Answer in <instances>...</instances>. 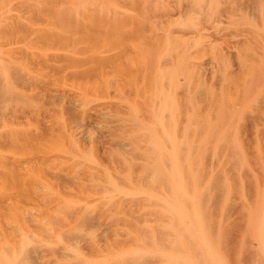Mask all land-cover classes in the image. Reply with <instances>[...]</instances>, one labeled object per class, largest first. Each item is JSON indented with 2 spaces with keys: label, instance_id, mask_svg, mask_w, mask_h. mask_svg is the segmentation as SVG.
I'll list each match as a JSON object with an SVG mask.
<instances>
[{
  "label": "rangeland",
  "instance_id": "1",
  "mask_svg": "<svg viewBox=\"0 0 264 264\" xmlns=\"http://www.w3.org/2000/svg\"><path fill=\"white\" fill-rule=\"evenodd\" d=\"M199 1L0 0V264H264L259 97L214 125L250 19Z\"/></svg>",
  "mask_w": 264,
  "mask_h": 264
},
{
  "label": "bare ground",
  "instance_id": "2",
  "mask_svg": "<svg viewBox=\"0 0 264 264\" xmlns=\"http://www.w3.org/2000/svg\"><path fill=\"white\" fill-rule=\"evenodd\" d=\"M221 2L222 0H220V2L219 0H200L199 6H203L204 8L206 7L207 9H205V12L207 10L210 11L211 10L210 8H213L216 6V8L213 11H210V12L207 11V15L210 14V16H212L214 12L221 11V10L224 12L226 11L227 8L229 9V6L231 5V3L228 1L226 2L224 7L223 5H221L218 10L217 6ZM248 2L249 3L247 2L244 3L242 0H239L237 3L235 2L234 4L235 12L232 13L229 10V14L227 15V20L229 22V19L232 16H235L234 18L241 17L243 19H246L245 22L247 21V19H250L249 22L251 25V29L249 30H250V33H252V36H246L243 41L244 43H248L249 47L251 45V48H252L251 51H254V53H258V54L255 57L250 58L249 54H245L246 53L245 50H244L245 53L244 52L243 53L246 56H243V54L242 56L239 55V51L237 50L236 53H234L235 57H237V60L235 62L236 65L234 64L236 68L231 67L228 71L227 70L226 72L224 71L225 73L223 72L220 73L218 71L219 75L217 73L216 79H212L214 80V84H215L214 86H217V88H219V93L217 94L216 98L213 99V101H216L217 105L218 104L220 105L221 103H225L224 104L225 111H226L225 114L227 113L228 114L227 117L229 118V120H232L229 124L230 126L226 127L222 125L224 123V120H223L224 113L222 109V113L218 116V120L214 124L215 125V141L221 140L220 134L225 129H228V133H229V135L225 137L226 140H228L229 142L232 139H234V141L238 140V137L233 134V132L237 130V126H235L234 124L235 117L237 116V110L241 106L240 103L244 101L245 99L248 100V99L256 98L255 100H257V98L259 97L260 104L258 103V107L254 108L257 111L255 113L256 114L255 117L257 116V119H259L260 114L264 113V0H254V1L248 0ZM255 19H257L258 23H256ZM229 47L230 45L226 47V50L222 46L216 49V54H219L218 55L219 57L229 59L227 65L233 61V60L231 61V59L228 57V56H231L230 53L232 52L228 49ZM234 48H236V46H234ZM221 65L223 68H225V65L223 66L222 62H221ZM218 67L220 68L219 64H218ZM222 67H221V70H223ZM229 84L230 86H228ZM222 85L228 86L227 90H222ZM225 105H227V107ZM238 117H237V120H238ZM261 117L260 119H262ZM263 118H264V115H263ZM256 123L255 124L253 123L255 129H257ZM255 132L257 133L258 131H255ZM230 134L232 137H230ZM232 143H233V140H232Z\"/></svg>",
  "mask_w": 264,
  "mask_h": 264
}]
</instances>
